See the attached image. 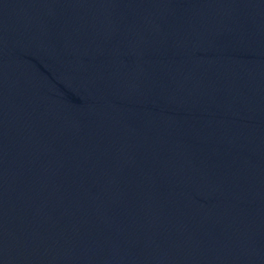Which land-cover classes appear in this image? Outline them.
<instances>
[{
  "label": "water",
  "instance_id": "obj_1",
  "mask_svg": "<svg viewBox=\"0 0 264 264\" xmlns=\"http://www.w3.org/2000/svg\"><path fill=\"white\" fill-rule=\"evenodd\" d=\"M0 264H264V0H0Z\"/></svg>",
  "mask_w": 264,
  "mask_h": 264
}]
</instances>
